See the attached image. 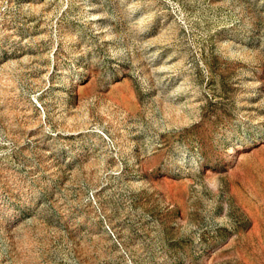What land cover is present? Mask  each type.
<instances>
[{
  "label": "rangeland",
  "instance_id": "rangeland-1",
  "mask_svg": "<svg viewBox=\"0 0 264 264\" xmlns=\"http://www.w3.org/2000/svg\"><path fill=\"white\" fill-rule=\"evenodd\" d=\"M0 264H264V0H0Z\"/></svg>",
  "mask_w": 264,
  "mask_h": 264
}]
</instances>
